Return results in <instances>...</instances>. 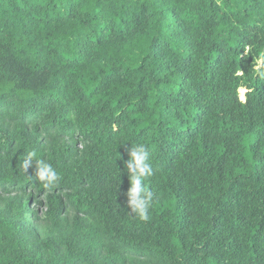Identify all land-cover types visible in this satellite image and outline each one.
<instances>
[{
    "label": "trees",
    "instance_id": "obj_1",
    "mask_svg": "<svg viewBox=\"0 0 264 264\" xmlns=\"http://www.w3.org/2000/svg\"><path fill=\"white\" fill-rule=\"evenodd\" d=\"M261 73L264 0H0V264H264Z\"/></svg>",
    "mask_w": 264,
    "mask_h": 264
},
{
    "label": "clouds",
    "instance_id": "obj_2",
    "mask_svg": "<svg viewBox=\"0 0 264 264\" xmlns=\"http://www.w3.org/2000/svg\"><path fill=\"white\" fill-rule=\"evenodd\" d=\"M33 157H38V153L30 154V158L25 162V168L33 165ZM128 157L126 171L129 187L126 192V204L131 215L140 221L147 222L151 218L150 210L154 201V194L146 183L154 175L151 153L145 144L137 143L131 145ZM35 176L45 188L54 187L61 179L60 174L51 163L38 158L35 159Z\"/></svg>",
    "mask_w": 264,
    "mask_h": 264
},
{
    "label": "rangeland",
    "instance_id": "obj_3",
    "mask_svg": "<svg viewBox=\"0 0 264 264\" xmlns=\"http://www.w3.org/2000/svg\"><path fill=\"white\" fill-rule=\"evenodd\" d=\"M239 94H240V100L243 102L244 101V97H245V90H239Z\"/></svg>",
    "mask_w": 264,
    "mask_h": 264
}]
</instances>
